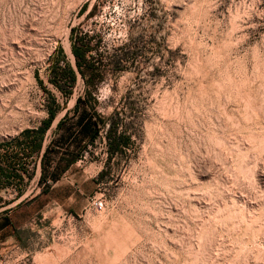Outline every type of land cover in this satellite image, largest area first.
<instances>
[{
	"label": "rangeland",
	"instance_id": "rangeland-1",
	"mask_svg": "<svg viewBox=\"0 0 264 264\" xmlns=\"http://www.w3.org/2000/svg\"><path fill=\"white\" fill-rule=\"evenodd\" d=\"M0 264H264V0H0Z\"/></svg>",
	"mask_w": 264,
	"mask_h": 264
},
{
	"label": "trees",
	"instance_id": "trees-1",
	"mask_svg": "<svg viewBox=\"0 0 264 264\" xmlns=\"http://www.w3.org/2000/svg\"><path fill=\"white\" fill-rule=\"evenodd\" d=\"M86 8V4H83L80 10H84ZM91 12V10L89 11V13ZM61 50V48H59ZM71 50L72 53L75 57V63H76V67L78 69V71L82 74V76H87L83 66L87 64L88 59H87V51H88V46L81 44L79 41L75 42L72 41L71 42ZM92 73H90L86 78H92ZM76 79V73L75 70L70 67L69 65H59L57 63H55L52 66V75L49 77V80L51 82H53L60 90H64L65 94H69L70 93V89H66V87H64L65 85H69L71 86L74 81ZM64 82V83H63ZM65 84V85H63ZM80 101V96H77L75 99V103H74V109L77 108L78 104ZM58 104L55 101V97L53 95L50 96V105L47 108L48 111V116L44 119H42V125L37 127L36 129L39 131H44L46 130L50 125L51 122L53 120V118L56 115V108H57ZM82 123L83 127L85 129L89 128V121H82L80 119ZM61 124V120L57 121V126H59ZM98 133V129L97 127H94L93 130H91V132L89 133V139L92 140L95 135ZM106 137H107V143L109 146H111V144L113 143L115 136H111V128H108L107 133H106ZM117 137V136H116ZM118 138V137H117ZM41 140L38 141H33L31 147L33 149H39L41 148ZM116 146H118V142H115ZM45 154V152H44ZM43 154V157H44ZM43 157L41 158L42 164H43ZM74 158V157H73ZM44 178L43 175V165L41 168V172L39 175V181H42ZM58 177L56 175L53 176V179H57ZM42 191H44V189H42ZM6 222L7 223H11V221L6 217Z\"/></svg>",
	"mask_w": 264,
	"mask_h": 264
},
{
	"label": "built area",
	"instance_id": "built-area-1",
	"mask_svg": "<svg viewBox=\"0 0 264 264\" xmlns=\"http://www.w3.org/2000/svg\"><path fill=\"white\" fill-rule=\"evenodd\" d=\"M95 205H96L97 207H101V206H102V201H100V200H95Z\"/></svg>",
	"mask_w": 264,
	"mask_h": 264
}]
</instances>
